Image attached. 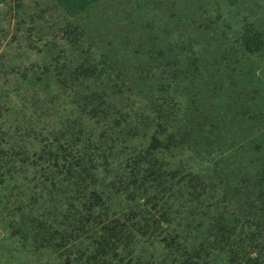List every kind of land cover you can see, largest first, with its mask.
<instances>
[{
    "label": "rangeland",
    "instance_id": "1",
    "mask_svg": "<svg viewBox=\"0 0 264 264\" xmlns=\"http://www.w3.org/2000/svg\"><path fill=\"white\" fill-rule=\"evenodd\" d=\"M222 5H232L239 15L254 16L252 30L242 32L235 52L249 58V64L257 63L256 51L264 43V0H224ZM222 11L191 0H98L88 6L64 5L61 0H0V264H105L101 258L109 256L110 260L115 251L125 252L133 242L144 244L149 252L152 238L156 248L171 249V255L163 254L165 259H178L185 251V264L193 259L200 264L228 263V255L220 250L231 246L232 235L224 225L231 222L230 213L240 220L251 219L250 210L231 194L221 200L223 192L211 170V153L191 146L172 153L164 145L168 135L158 137L151 126L161 123L170 133L162 122L171 118L178 124L179 106L183 108L186 101L191 104L188 87L198 81L196 59L180 71L178 62L162 59L159 50L165 52L169 40L181 33L189 37L190 55L196 51L209 54L206 40L200 37L213 28L216 36L208 40L224 38L216 27L217 18L224 16ZM183 16L192 23L180 20ZM199 22L205 25H197ZM224 44L229 45L227 41ZM214 55L210 53L208 59ZM233 56L219 54L212 61L223 66L218 72L229 85L241 89V75L233 65L242 62ZM228 66L226 74L223 70ZM253 73L264 83V68ZM138 77L157 81L159 90L168 80L190 85L183 99L175 95L160 101L163 106L158 114L141 97ZM229 99L235 104V97ZM192 113L201 135H226L230 140L237 133L234 122H222L209 112L197 115L193 109ZM260 120L264 122V115ZM263 130L264 125L255 130L239 129V140L253 143ZM94 144H99L97 150L92 149ZM248 148L244 146L246 152L251 151ZM90 154L108 170L116 167V178L122 175L118 168L134 175L135 170L148 167L146 178L157 185L166 184L167 174L177 172V177L183 178L179 190L190 186L187 191L196 189L205 201L203 213L177 221L167 194L160 196L161 207L140 206L149 194L142 196V184L135 185L137 190L121 182L116 190L106 192L110 178L96 170ZM59 170L63 174H58ZM241 177L245 183L252 182L246 173ZM62 179L69 196L63 202L65 210L49 213L45 199ZM255 183L258 199L264 204V181ZM164 184L157 190L164 189ZM114 193L124 195L123 201L132 205L135 213L100 215L99 207L110 205ZM85 194L97 197L87 205L82 199ZM92 209L94 215L89 213ZM162 209L168 215H158ZM141 210L144 213L140 215L147 217L145 227L132 218ZM179 241L181 245L176 246ZM199 245L205 250L208 246L211 253L205 257ZM259 254L250 248L234 260L264 264ZM152 256L158 262L163 259L158 252Z\"/></svg>",
    "mask_w": 264,
    "mask_h": 264
},
{
    "label": "trees",
    "instance_id": "2",
    "mask_svg": "<svg viewBox=\"0 0 264 264\" xmlns=\"http://www.w3.org/2000/svg\"><path fill=\"white\" fill-rule=\"evenodd\" d=\"M61 1L62 3H64V5L79 4L80 6H88L90 3L98 0ZM191 1L198 6H207L211 9L213 6H216L217 8L223 9L222 12L224 13V16L222 17V15H220L217 18L216 27L218 28L220 36L224 38H219V40H208V37L214 38L216 36L213 28L210 33H205L200 37L201 39L206 40L205 44H207V52L209 54L214 52L215 55L210 57L209 59V54L201 55L199 51H196L190 55V51L187 50L189 37L185 34L180 33L173 39L169 40V42L167 43V50L165 52H163L161 49L159 51H161L162 53V59L170 58V60H176L178 62L177 66L180 71L185 68L184 65L186 63L196 59L195 62L199 64V66L197 64L196 69V71L198 72V81L195 82L194 86L192 87L189 83L185 84L178 79L168 80L164 84L162 83V88L161 90H159L160 86H158L157 81L154 82L150 80H141L140 77H138L139 80L136 83V86L141 90V97L150 104L151 111H153V113L159 114L163 106L160 101L163 102L167 101L168 99H173L175 95H178V98H182L184 91H187L186 89L190 85L188 87V96L190 95L189 97L191 104L186 101L184 102L183 108L179 106L178 110H180V112L177 116L178 124L176 125L175 121L171 120V118H166L164 122H162L166 127L170 129V133L164 131L161 123H155L151 126H153L154 130L157 131L156 134L158 137L162 138V134L168 135V139L164 144L166 147L165 149H167L168 151H175L177 148L183 146H191L193 148H197V150L201 152L207 154L211 153V156L213 158L211 170H213L214 172L213 174L217 181V185L220 184L221 191L223 192L219 194L221 200H223V197L226 198L227 195L231 194L232 198L237 199L239 204H241L242 206L245 205L246 209L250 210L252 214V216L250 215L252 217L251 219L245 218L240 220L238 217H236L235 215H231L230 213L231 219L228 220H230L231 222H227L224 225L227 226L228 229H230L231 232L229 233L232 235L230 236L231 246H225L226 248H222L220 250L222 253L228 255V259L230 261L228 260V263L226 264H238V261L234 260V258H240L250 248L253 251L254 249H256V251H259V256H261L264 261V204L258 199L260 191L254 188L256 184L255 181L257 179H261V181H264V136H262L264 135V130L262 131V135L260 138L252 140L253 143H244L243 141L240 142L239 139L241 137L238 134L239 129L255 130L261 129V127L264 125V122L260 120V118L264 115V107L261 106V104L264 103V96L261 95L262 100H259V95L264 94V83L260 82L257 76H255L253 73L256 69L262 70L264 68V43L260 44V48L256 51V55L259 59L257 63L254 62V64H249L247 62L249 58L245 60L244 56L240 54V51L235 52V47L239 45L237 41L239 40L238 38L242 34V32L252 30L251 28L254 16L249 14L239 15V10H233L230 8V6L232 5L223 6L222 3L224 0H222V2H218L217 0ZM179 18L182 21L187 19L184 16ZM188 21L192 23L191 18H189V20L187 19L186 22ZM196 24L197 23H195V25ZM197 25L205 24L199 22ZM225 41L229 43L228 46L224 44ZM231 53H234V59L242 62L238 65H233V67L236 66L237 71L241 75V84H239V87L244 92L241 89H238V86H233L232 83H230L229 85V83L224 80V77L220 76L218 72V69L222 68L223 66L212 61V59H217L219 54ZM253 67H255V69H253ZM228 69L229 66L226 67L223 71L226 74H229ZM157 70L158 69L153 70L154 76L155 72L158 74ZM151 71L149 78L153 77ZM145 77L147 78L146 74ZM258 90H261L259 95L256 94ZM230 96L235 97V104L233 102L234 100L229 99ZM142 109L146 112L150 111L145 107H142ZM193 109L195 110L197 115H199V113L201 112H209L210 114L217 115V117L222 122H234L235 126L233 128L234 131L237 130V133L234 132L230 140L226 137V135H223L222 137H213V134L207 133L201 135L200 132L198 133L197 122L192 115ZM140 117L143 118L142 115H140ZM144 119L147 120L150 118L144 117ZM248 124H250L251 127L248 126ZM242 138L244 139L243 135ZM254 141L257 142L254 143ZM244 146H247V148L249 147L248 149H250L251 151L247 150L246 152ZM57 147H62V144H58ZM98 147L99 144H94V147L92 149L97 150ZM150 148L152 151L153 146H150ZM26 153L28 154L29 152ZM30 155L34 156L35 154L31 152ZM93 155L94 154H92L91 156L92 161H94L93 163L97 166L96 170L101 175L105 176V178H110L108 180L109 183H107L106 186V192L110 193L111 190H116L118 188L116 186H121V182V184H124L125 186L132 185V187L142 184L144 190H139L137 187H135L134 189L145 192L142 194V196L148 193L150 195L148 194L147 197L143 198L144 205L140 206L148 205L150 208H155L157 206L159 207L160 203H162L160 202L162 198L160 196H163V194H167L168 196L166 198V201H169L170 204L174 207V219H176L177 221L181 220L183 222L184 219L182 218V216L185 215H191V218L193 215H200L201 213H203V211L201 212V210L203 209L202 205L205 201L201 198L200 194L195 191L196 189H193V192H191L190 190L187 191L190 186H188L186 190H179L183 187L181 185L183 178L177 177V172H170L169 174H167L166 184L157 183V185H154L155 182H153V180L146 178V171L148 170V167H143L135 170L134 175H128V173H125V170L123 169V172H121V168H118L120 169L119 173H121L122 175H118L120 177L116 178V167L111 166V169L108 170V166L103 164L102 161H97V157ZM152 160L157 164V157H155V155L152 157ZM146 163L149 166V162L146 161ZM242 173L248 174V176L250 177L248 180L252 182L245 183L241 177ZM58 174H63V172L59 170ZM64 182L65 180H60L58 183V189L55 191L54 189H51L48 193V195H50L49 199H45V201H47L48 203L47 206L49 213H61L64 209L63 202L64 200H66V198H69L67 192L65 191ZM116 183H118V185ZM163 184L165 185V188L157 190L158 187L162 186ZM123 196L124 195L122 194L114 193V201L110 205H103L99 207L100 215L108 217L110 216V213H117V215L119 214L124 216L133 214L132 212L135 213V211L132 209L133 206L127 205L126 202L123 201ZM92 197L96 199L97 195L91 194V196H89L88 194H85V196H82V199L84 200V202H86L87 205H89L92 203ZM231 203L232 202H230V204ZM161 205L163 206V204ZM81 208H84L83 203L81 205ZM83 210L85 209H82V211ZM157 211L155 212L156 214ZM89 213L94 215L95 212L92 209V211H90ZM142 213L144 212L141 210L138 215L137 213L135 214V216L132 215V218L136 222L140 223H136L137 225H139L140 227H145L143 226L145 225L143 224V221L147 217L141 216L140 214ZM166 214L168 215L166 210L162 209L160 210V213L158 215L166 216ZM99 237L101 238V236ZM236 238L240 239V241H236ZM101 239L104 240V238ZM155 240V238H152V240L149 242V252H147L144 244L142 245L140 242H133V244L126 247L125 252H118V250L115 251V256H113L110 260H108L109 256L107 257V259L105 258V260H103V258L100 259L99 256L98 258L101 260V262H105V264H185L184 259L188 254L187 252L182 251V253L178 256V259H165V256L163 254L171 255V249H169V246L156 248L157 246L155 245ZM177 245H181V241L176 243V246ZM199 248L201 249L205 257L211 253L208 252V246L206 250L201 245H199ZM156 252L159 253V257L163 258L159 262L153 256L151 258V255ZM231 252L233 253L232 257ZM197 261L198 259L187 260L186 263L200 264Z\"/></svg>",
    "mask_w": 264,
    "mask_h": 264
}]
</instances>
